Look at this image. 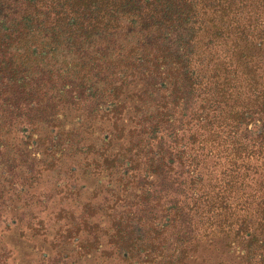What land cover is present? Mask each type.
I'll return each instance as SVG.
<instances>
[{"label":"trees","instance_id":"trees-1","mask_svg":"<svg viewBox=\"0 0 264 264\" xmlns=\"http://www.w3.org/2000/svg\"><path fill=\"white\" fill-rule=\"evenodd\" d=\"M0 231V264H264V0H0Z\"/></svg>","mask_w":264,"mask_h":264},{"label":"rangeland","instance_id":"rangeland-1","mask_svg":"<svg viewBox=\"0 0 264 264\" xmlns=\"http://www.w3.org/2000/svg\"><path fill=\"white\" fill-rule=\"evenodd\" d=\"M1 234L3 236H5V240L9 244H11L13 242L12 235H16V234H14L12 232L1 233V231H0V235ZM37 242L38 241L36 239H30V237L23 238V241H22V243L20 245V249H18L16 251V254L18 256L17 264H30V262L32 261V257L30 256V248H29V246H32V245L36 244ZM88 264H96V263H95V261H92V262H89Z\"/></svg>","mask_w":264,"mask_h":264}]
</instances>
